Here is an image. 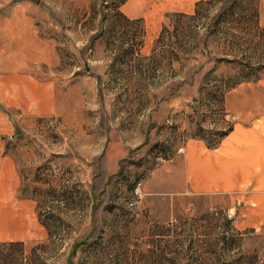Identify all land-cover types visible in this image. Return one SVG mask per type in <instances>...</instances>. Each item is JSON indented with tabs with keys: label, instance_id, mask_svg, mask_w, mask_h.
I'll return each mask as SVG.
<instances>
[{
	"label": "rangeland",
	"instance_id": "rangeland-1",
	"mask_svg": "<svg viewBox=\"0 0 264 264\" xmlns=\"http://www.w3.org/2000/svg\"><path fill=\"white\" fill-rule=\"evenodd\" d=\"M121 1L0 8V264H264L263 186L222 203L154 175L264 76V0Z\"/></svg>",
	"mask_w": 264,
	"mask_h": 264
},
{
	"label": "crops",
	"instance_id": "crops-1",
	"mask_svg": "<svg viewBox=\"0 0 264 264\" xmlns=\"http://www.w3.org/2000/svg\"><path fill=\"white\" fill-rule=\"evenodd\" d=\"M7 1L0 0V8ZM14 17L20 20V12L16 10ZM0 24H5L1 12ZM20 27L17 26L18 32ZM222 106L232 121L230 130L212 147L203 140H189L180 147L181 154L162 160L154 173L157 189H181L180 193L204 199L219 194L222 203H226L223 195H229L233 189L264 187V76L237 84L223 96ZM4 124V114L0 113V129ZM13 192L14 189H0V201L5 202ZM246 195L249 196L245 204L264 203L261 193ZM1 208L10 207L0 203ZM8 214L10 217L11 213ZM13 225L10 224L12 227L6 234L20 235V230H15Z\"/></svg>",
	"mask_w": 264,
	"mask_h": 264
},
{
	"label": "trees",
	"instance_id": "trees-1",
	"mask_svg": "<svg viewBox=\"0 0 264 264\" xmlns=\"http://www.w3.org/2000/svg\"><path fill=\"white\" fill-rule=\"evenodd\" d=\"M125 0H122L121 1V3H123ZM180 16H182V17H186V15H180ZM225 135V134H224ZM210 147H212L211 145H209ZM14 245H18V244H14ZM6 246H9V247H12L13 246V244H5V243H0V248H4V247H6ZM0 262H8L7 260H6V257L5 258H3L2 257V255L0 254ZM18 264V263H17Z\"/></svg>",
	"mask_w": 264,
	"mask_h": 264
},
{
	"label": "built area",
	"instance_id": "built-area-1",
	"mask_svg": "<svg viewBox=\"0 0 264 264\" xmlns=\"http://www.w3.org/2000/svg\"><path fill=\"white\" fill-rule=\"evenodd\" d=\"M178 151H179V152H181V151H182V149L180 148Z\"/></svg>",
	"mask_w": 264,
	"mask_h": 264
}]
</instances>
